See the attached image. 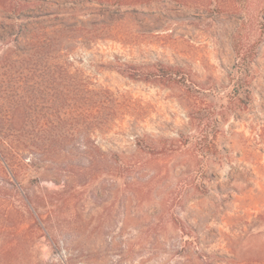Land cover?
<instances>
[{
  "label": "rangeland",
  "instance_id": "rangeland-1",
  "mask_svg": "<svg viewBox=\"0 0 264 264\" xmlns=\"http://www.w3.org/2000/svg\"><path fill=\"white\" fill-rule=\"evenodd\" d=\"M63 25L73 71L114 94L112 128L92 134L98 147L132 155L138 136L187 147L152 156L147 142L144 183L103 163L99 178L86 171L70 184L82 187L75 195L19 185L0 154V264H264V0H0V105L19 107L42 146L67 120L56 110L69 83L42 43ZM252 49L250 109L207 137L191 114L235 103L231 73ZM119 60L179 66L212 91L188 108L184 89L132 80L109 68Z\"/></svg>",
  "mask_w": 264,
  "mask_h": 264
},
{
  "label": "trees",
  "instance_id": "trees-1",
  "mask_svg": "<svg viewBox=\"0 0 264 264\" xmlns=\"http://www.w3.org/2000/svg\"><path fill=\"white\" fill-rule=\"evenodd\" d=\"M97 3H106L109 0H95ZM244 2L248 0H238ZM69 26L63 25L61 30L51 31L54 35L51 38H45L42 43L45 46L53 47L55 52L54 73L59 77L65 75L68 80L66 88V102L56 110L59 115L65 113L67 120L64 122L62 117H58L57 131L52 136L47 145H41L42 141L25 134V119L21 116L19 107H7L0 105V154L2 162L14 174L18 184L21 185L26 180L29 182L50 181L55 185L62 186L63 191H69L70 194L82 193L81 186L71 187L83 172L91 171L92 177L103 175L97 168L104 163L114 165V169L109 171L114 178H126L125 167L130 166L135 183H144L141 172L145 169L143 159L140 157L146 153L145 144L150 142L152 156L176 155L186 149L187 143L167 147V142L158 147V143L151 137H136L137 152L132 155L117 152H106L98 147L92 134L96 131L104 132L112 128L116 107L111 110L112 101L115 103L114 94L111 90L96 86L88 77L79 70L73 71L72 49L67 42L63 44V33ZM70 28V27H69ZM234 51L240 58L244 49L241 39L234 38ZM247 51H249L247 49ZM245 51V52H247ZM251 51V50H250ZM255 49H252L251 57L241 60V66L237 67L236 72L231 73V81L234 82L233 94L235 103L231 106H222L221 111L211 108L196 109L191 118L198 124L207 137L211 125L218 126L227 121L231 114L237 111L245 112L250 109V86L247 85V79L254 74ZM110 69L116 70L126 77L143 81L150 84L163 86H173L182 88L188 93L186 98L188 108H197L201 106L202 97L206 92H211L207 85L204 86L193 79L192 74L184 68L171 64L155 63L150 65H132L122 61H117L109 65ZM217 92H223L217 90ZM225 97L221 98L224 99ZM202 106H205L203 104ZM66 125L63 131H58L59 124ZM162 142V140H160ZM105 173V171H104ZM38 210V209H36ZM156 210V213L164 212ZM184 226V222H182ZM184 233L185 231L182 230Z\"/></svg>",
  "mask_w": 264,
  "mask_h": 264
}]
</instances>
